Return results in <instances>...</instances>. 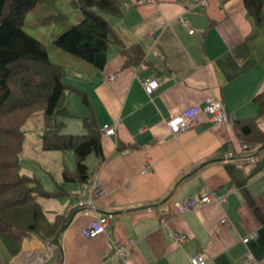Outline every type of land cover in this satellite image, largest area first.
Listing matches in <instances>:
<instances>
[{
  "label": "crops",
  "instance_id": "crops-1",
  "mask_svg": "<svg viewBox=\"0 0 264 264\" xmlns=\"http://www.w3.org/2000/svg\"><path fill=\"white\" fill-rule=\"evenodd\" d=\"M117 1L120 14L105 15L117 42L108 47L103 68L69 66L65 83L84 91L87 105L71 93L65 105L72 115L60 120L63 127L71 125L67 131L82 133L78 119L91 112L98 128L114 127L113 135H100L103 159L88 157L87 182L60 186L62 194L49 198L61 200L57 206H42L51 213L48 219L53 213L68 215L56 242L28 234L14 256L0 252V264H42L55 253L58 264H189L194 253L205 264H247L248 255L264 264V176L243 164L240 145L247 141L233 126L234 119L257 115L252 97L264 83L245 41L251 23L242 0ZM134 44L142 48L143 60L126 66L118 47ZM145 78L158 83L149 94L140 84ZM208 97L221 101L228 122L211 124L200 115L186 130L168 131V118ZM261 115L257 123L264 133ZM228 153L231 158L224 162ZM226 165L239 169L242 186ZM92 179L102 191L94 197L98 212L112 217L105 232L88 238L81 229L91 216L76 203L91 195ZM209 192L225 200L181 210L182 199ZM222 218L226 224L219 222ZM251 231L256 237L242 243ZM113 242L125 246V259L115 254Z\"/></svg>",
  "mask_w": 264,
  "mask_h": 264
},
{
  "label": "trees",
  "instance_id": "trees-1",
  "mask_svg": "<svg viewBox=\"0 0 264 264\" xmlns=\"http://www.w3.org/2000/svg\"><path fill=\"white\" fill-rule=\"evenodd\" d=\"M68 4L80 15L70 23L68 16L56 6V0H0V245L8 257L20 249L22 240L34 234L44 240L56 242L68 215L53 213L46 217L39 198H55L61 189L45 190L36 179L19 173V154L24 134L21 130L25 120L35 112L41 113V150H71L74 168L63 169V181L86 183L89 174L84 162L93 153L100 162L99 128L93 114L81 117L82 133H64L58 116L72 115L65 105V92L77 95L87 105L85 92L68 85L63 80L64 66L50 61L45 44L30 35L24 28V17L30 12L39 26L54 25L60 30L52 37L57 49L74 60L85 62L91 69L101 70L106 62L108 47L117 42L111 37L105 15L118 16L117 0H68ZM251 30L245 41L254 50L257 62L264 72V0H242ZM260 38V43L257 40ZM124 65L134 66L143 60V50L138 44L118 47ZM258 108L256 116L233 120V126L248 143L264 144V133L257 117L264 112V83L253 95ZM120 150V148H119ZM212 158L200 163L203 165ZM232 180L242 186L245 179L239 169L226 165ZM260 170V163L254 172ZM252 211L260 218L251 198L245 195ZM57 253L45 263L58 264Z\"/></svg>",
  "mask_w": 264,
  "mask_h": 264
},
{
  "label": "built area",
  "instance_id": "built-area-1",
  "mask_svg": "<svg viewBox=\"0 0 264 264\" xmlns=\"http://www.w3.org/2000/svg\"><path fill=\"white\" fill-rule=\"evenodd\" d=\"M146 1L147 0H134V4L142 5ZM201 3L205 4L204 1H201ZM179 21L185 24V19L179 18ZM191 32L192 30L189 29L188 33ZM113 78V76H110L107 78V80L112 81ZM140 84L146 94H149L158 85L157 81L154 78H145L143 81H141ZM200 115H204L207 121L211 124L226 123L230 119V117L225 113L221 101L215 97H208L203 101L202 105L194 104L185 108L180 113L168 118L165 124L168 131L171 134L175 135L192 126ZM99 132L101 133V135L111 136L114 134V127L108 124H103L99 128ZM240 149L242 154L240 158L243 160V164L246 166V168L254 169L260 163V170L258 171V174L264 176V144L260 146L254 143L242 142L240 145ZM227 158H231L230 153L227 154L224 162L228 161ZM90 183L91 195L84 200H78L76 203L77 209L82 214L91 216L89 221L81 229V234L84 237L88 238L95 237L96 235L105 232L112 217V215L110 214H100L98 212L94 197L99 196L102 191L95 186L94 179H92ZM224 200L225 195H217L214 192H209L196 198H184L181 200L180 204L182 211H189L206 203L220 204ZM219 222L221 224L227 223L225 218L220 219ZM255 237L256 232L251 231L241 239V242L246 243L248 239ZM112 246L114 248L115 254L118 255L121 259H125V246L120 245L116 242H113ZM47 248L50 251V247ZM188 263L205 264V259L200 254L194 253L188 257ZM247 264H259V262L254 259L252 255H248Z\"/></svg>",
  "mask_w": 264,
  "mask_h": 264
},
{
  "label": "rangeland",
  "instance_id": "rangeland-1",
  "mask_svg": "<svg viewBox=\"0 0 264 264\" xmlns=\"http://www.w3.org/2000/svg\"><path fill=\"white\" fill-rule=\"evenodd\" d=\"M67 1L68 0H56V6L60 11L64 12L68 16V20L70 23H74L75 16L80 14L76 9L71 7ZM23 28L30 35L39 39L45 44V47L48 52V58L50 61L63 64L65 71V75L63 76L64 81L70 77L69 66L73 64L77 65V63H83L84 65H87L81 60H74L71 56L53 46L52 37L54 36V34L60 31L58 27L54 25H49L45 27L39 26L34 22L30 12H27L24 17ZM257 43L261 44L260 38L257 40ZM71 96L72 95L70 92H65V102ZM63 118L64 117L58 116V120H61ZM75 119L78 118H72V121H74ZM260 119L263 120L261 127L264 128V114L261 115ZM78 120L79 123H81V118H79ZM69 126L71 125H65L64 127H62L61 131L64 133H74L67 131L68 129H70ZM21 130L24 134V140L18 159L19 173L36 179L38 182H40L41 186L45 190L49 191L58 190L60 186H64L66 184L68 185L69 182L63 181L61 173L64 168L69 170L74 168L73 154L71 150L44 151L40 149L38 139L41 133V113L35 112L32 116L27 118L23 126L21 127ZM88 157H93V153L87 155L84 161L86 165H88L89 162ZM61 158L65 160L63 162L64 166L60 163ZM61 167L64 168L61 169ZM90 170L91 168L88 167V172ZM38 201L41 203L44 209L48 210L57 206V203H59V201L61 200L39 198ZM50 215L51 213L47 212L46 216L50 217ZM48 247L51 246L48 245ZM0 252L3 254V256L5 255V251L1 245Z\"/></svg>",
  "mask_w": 264,
  "mask_h": 264
}]
</instances>
